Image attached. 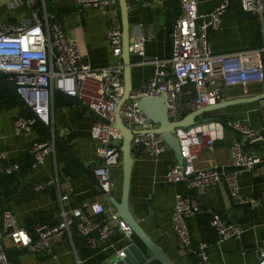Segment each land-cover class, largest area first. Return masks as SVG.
I'll return each mask as SVG.
<instances>
[{"label": "built area", "instance_id": "1", "mask_svg": "<svg viewBox=\"0 0 264 264\" xmlns=\"http://www.w3.org/2000/svg\"><path fill=\"white\" fill-rule=\"evenodd\" d=\"M73 1L78 7H95L101 15L111 19L115 17V0ZM44 2L0 0L5 14L0 15V74L16 83L19 96L30 109L29 111L22 104L27 113H17L12 118V129L15 133L29 134L35 123L51 125L52 87L75 95L81 103L104 119L96 117L89 129L90 136L96 142L99 157L93 176L101 190L102 200H83L76 206L67 207L65 203L70 189L66 188L64 192L58 193L57 222L52 226L37 223L31 232L18 225L9 209L0 208V264H18L7 257L5 242L8 247L33 252L49 251L63 235L70 237L71 230L85 238V245L89 250H94L114 230L119 231L125 238H130L131 230L122 219L114 215L107 201L110 172L118 166L120 160V134L113 125L115 112L133 130L131 147H135L140 141L143 150L152 156H157L166 148L160 135L152 129L153 124L144 122L142 112L134 105L138 94H157L163 91L167 116L174 120L181 116L179 93L183 85L192 86L189 107H198L216 102L221 97V86H244L247 81L261 79L263 75L259 51L264 57V42L253 49L224 52L213 51L208 45L207 31L217 27L228 0H219L207 13L198 12V0H178L179 11L169 28L167 55H145L141 43L142 35L129 42V53L140 56L139 63H150L152 71L145 85L131 90L128 97L117 107L122 92L121 61L118 59L104 65L92 66L83 60L76 40L65 33L55 19V13L47 10ZM18 5H24L28 9L27 15L8 16V12ZM239 5L245 12H254L259 16L264 13V0H239ZM104 37L110 46V53L118 57L119 26L109 24L104 31ZM260 108L264 113V99ZM224 123L242 134L230 143L228 167H194L193 162L197 159L199 150H212L214 138L220 136L219 131L203 132L202 127L198 132L185 131V135L178 138L182 162L180 165L173 163L164 174L167 183H185L184 192L177 191L173 195L170 228L181 250L193 253L200 264H207L206 244L202 241L191 243L186 217L196 214L199 205L188 192L222 183L232 204H245L250 209L258 205L256 197L239 195L237 180L242 172L264 163V158L241 148V138L248 143L264 144V130L262 127H252L233 119H227ZM29 153L30 167L42 164L47 156H51L54 162V142L51 137L32 139ZM17 170V164L8 162L6 152L0 150V175L16 173ZM54 182L56 179L51 176L36 184L35 188L43 189ZM104 202L109 205L105 207ZM209 225L214 229L218 240L240 238L241 229L238 225L226 223L217 216L210 218ZM123 249L117 250V257L124 256ZM256 253L260 259L255 264H264V250L259 249ZM75 262L79 264L78 259Z\"/></svg>", "mask_w": 264, "mask_h": 264}, {"label": "crops", "instance_id": "2", "mask_svg": "<svg viewBox=\"0 0 264 264\" xmlns=\"http://www.w3.org/2000/svg\"><path fill=\"white\" fill-rule=\"evenodd\" d=\"M44 1L46 9L55 13V19L65 33L76 40L83 60L92 66L104 65L118 59L121 61L120 53L118 57L110 53V46L104 37V31L109 24L114 23L119 26L116 0L113 19L101 15L95 7H78L73 0ZM136 1L127 0L130 5L127 10L129 42L136 39L138 35H142L141 43L145 55H167L170 42L169 28L179 11L178 0H143L137 5H131ZM218 1L198 0L197 10L199 13H207ZM229 8L230 10L227 11L226 9ZM27 13L28 9L24 7L19 16H25ZM257 17L262 44L264 13ZM206 38L210 49L216 52L249 50L257 47L254 23L243 16L235 0L232 2L228 0L227 6L219 17L217 27L209 28ZM129 60L132 89L141 88L151 75L152 65L139 63L140 56L135 53H130ZM263 85L264 57L261 79L249 80L244 86L238 84L221 86V97L217 101L227 102V105L202 115L221 119V121L213 119L203 125V132L219 131L220 136L214 138L212 150L205 148L199 150L197 159L193 162L194 167H228L230 143L240 137L236 130L224 123L225 120H238L252 127H262L264 130V113L260 108L263 99L233 102L238 98L260 92ZM192 92L191 84L181 87L180 115L189 110ZM5 94L12 102L8 103L0 99V150L6 152L8 162L16 163L18 171L24 173L22 179L25 183L22 189L14 194L21 183L18 174L14 173L4 178L0 183V208L9 209L14 214L18 225L31 232L37 223L52 226L57 222L58 193L64 192L66 188L70 189L65 203L67 207L76 206L83 200L101 201L102 195L97 183L87 177L70 158L71 162L64 160L62 156L56 158L55 152L58 146L56 143H54V162L51 156H47L42 164L30 167L31 140L47 139L50 137L49 132L40 123H35L29 134L15 133L11 120L25 108L13 93L15 98L12 97V99L8 93ZM95 118L81 105L70 102L60 94H52L50 113L52 128L72 150L76 158L87 165L92 175L99 163L96 142L89 133ZM241 139L244 151L264 158L262 142L248 143L244 138ZM173 163H176L173 153L167 147L157 156L149 155L142 150L132 159L128 182V209L149 238L174 264H200L193 253L181 250L170 228L169 218L173 195L177 191L184 192L183 184H170L164 180L165 172ZM51 176L55 177L56 182L43 189L35 188L36 184ZM109 177V195L118 199L120 171L117 167L112 168ZM237 184L240 196H254L258 199V205L254 209H250L245 204H232L222 183L204 187L200 191L188 192L199 205L196 214L186 217L190 240L192 244L198 241L205 242L207 264H255L257 250H264V163L242 172ZM107 205L109 204L104 202V206L107 207ZM110 208L114 210L111 205ZM212 216H217L226 223L238 225L241 229L240 238L218 240L214 229L209 225ZM128 243H133L143 252V246L134 235L125 238L117 230L101 241L94 250L87 249L85 238L72 230L70 237L63 235L49 251L32 252L27 249L11 248L5 242L7 257L18 264H76V259L79 260V264H100L105 258L116 255L117 250L123 249Z\"/></svg>", "mask_w": 264, "mask_h": 264}, {"label": "water", "instance_id": "3", "mask_svg": "<svg viewBox=\"0 0 264 264\" xmlns=\"http://www.w3.org/2000/svg\"><path fill=\"white\" fill-rule=\"evenodd\" d=\"M118 5V14H119V28H120V59L122 63V72H121V82H122V92L117 102L118 105L128 97L132 89L130 83V53L128 50L129 45V31H128V22H127V10L130 5H128L127 0H116ZM143 0H137L131 5H137ZM237 5L240 8L239 0H235ZM241 9V8H240ZM241 12L244 17L252 20L255 26L256 36H257V47H260V24L258 21L257 14L254 12H245L241 9ZM27 22V20H26ZM259 59L263 68V56L261 51H259ZM0 84L4 85L9 89L19 100L20 102L30 111L27 104L22 100L16 90V83L7 80L2 74H0ZM52 92L57 93L68 99L74 104L81 105L87 111L92 113L95 117L103 119L95 111L90 109L84 103H81L80 100L75 95H70L65 93L55 87H52ZM264 99V85L260 92L244 96L236 99L233 102L238 101H248V100H260ZM226 101V100H225ZM134 105L142 112L143 121L150 122L153 124V130L157 132L161 140L165 143V146L172 151L174 160L176 164L180 165L182 162V155L180 152V147L178 143V138L185 135L186 132H198L201 131L203 125L213 119L221 121L220 118L207 115L202 116L203 113L211 111L212 109H217L227 105V102L216 101L212 104L198 106V107H189V110L181 115L179 118L171 120L168 118L166 113V103L165 96L163 91H159L157 94H138L134 99ZM104 120V119H103ZM38 122L40 120L37 119ZM46 131L49 132V135L52 141L65 151L68 157L84 172V174L89 177L94 183L96 180L94 176L89 172L87 165L81 163L72 150L67 146L63 141L60 135L55 132L50 124L40 122ZM113 125L119 130L120 134V144H119V168H120V187H119V197L115 199L114 197L108 195L107 201L112 206L113 213L115 216L122 219L126 225L131 230L132 234L137 240L141 243L144 250L143 252L138 250L133 243H128L124 249V256L119 258L116 255H111L100 262V264H151L156 262L158 264H174L171 259L155 244V242L149 238L140 224L132 217L128 205H127V195H128V182H129V172L132 163V159L136 157L140 151L143 150L142 143L139 141L134 147L130 146V138L133 133V130L127 127L122 121L117 112L114 114ZM242 134L239 133V137ZM244 144H241L243 148ZM20 178V185L14 194H17L23 187L25 180L22 179L24 173L16 171ZM185 185V183H183ZM99 189V187H98ZM100 190V189H99ZM101 191V190H100ZM260 257L256 256V261Z\"/></svg>", "mask_w": 264, "mask_h": 264}, {"label": "trees", "instance_id": "4", "mask_svg": "<svg viewBox=\"0 0 264 264\" xmlns=\"http://www.w3.org/2000/svg\"><path fill=\"white\" fill-rule=\"evenodd\" d=\"M5 93H8L9 94V96H11V99H12V97L13 98H15L14 97V95L12 94V92H10L6 87H4V86H2V85H0V99L2 100V101H7L8 103H11L12 101L11 100H9L6 96V94ZM8 96V97H9ZM20 113H27V110H25L24 109V111L22 112H20ZM55 156H56V158H59L58 156H62V158L64 159V160H67L68 162H71V160L69 159V157L67 156V154L60 148V147H58L57 146V150H56V152H55ZM21 170H22V168H21ZM14 173H11V174H3V175H0V183H1V181H3L4 180V178H7V177H10V175H13ZM133 235V234H132Z\"/></svg>", "mask_w": 264, "mask_h": 264}, {"label": "rangeland", "instance_id": "5", "mask_svg": "<svg viewBox=\"0 0 264 264\" xmlns=\"http://www.w3.org/2000/svg\"><path fill=\"white\" fill-rule=\"evenodd\" d=\"M231 2L232 1H234V0H230ZM24 5H20V6H17V7H15V8H13V9H11L9 12H8V16H12V17H16V16H19V14L22 12V9L24 10ZM227 11H229L230 10V8L229 9H226ZM23 13H25V12H23ZM0 15L1 16H3V15H5L4 14V10H3V8L0 6ZM221 15V14H220ZM117 170L118 171H120V168H119V164H118V166H117Z\"/></svg>", "mask_w": 264, "mask_h": 264}]
</instances>
